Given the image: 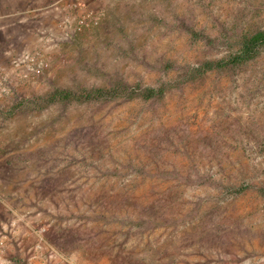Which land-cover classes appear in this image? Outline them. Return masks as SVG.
Segmentation results:
<instances>
[{
	"label": "rangeland",
	"instance_id": "374dc122",
	"mask_svg": "<svg viewBox=\"0 0 264 264\" xmlns=\"http://www.w3.org/2000/svg\"><path fill=\"white\" fill-rule=\"evenodd\" d=\"M85 1L99 23L63 42L43 75L14 84L0 110L9 204L45 228L66 264H264V51L181 80L185 64L224 55L228 35L264 28V0ZM118 78L173 87L152 100L15 107ZM35 240L10 246L3 264H64L30 262Z\"/></svg>",
	"mask_w": 264,
	"mask_h": 264
},
{
	"label": "built area",
	"instance_id": "2783aa9c",
	"mask_svg": "<svg viewBox=\"0 0 264 264\" xmlns=\"http://www.w3.org/2000/svg\"><path fill=\"white\" fill-rule=\"evenodd\" d=\"M46 9L48 15L37 19L35 28H29L33 38L13 35L8 39V44L0 46V54L8 57L0 60V110L4 108L8 96L15 92L14 84L43 75L51 68V56L63 42L100 21L97 10L88 8L85 0L74 3L57 0ZM4 10L0 8V32L5 31L2 20L8 15L3 13ZM15 15H19V12ZM1 152L0 146V161ZM3 189L5 187L0 179V213L4 215H0V264L5 262L10 246L17 245L24 249L22 243L28 236L36 237L26 250L30 262L39 259L52 262L58 258L66 264L69 259L46 239L45 228L28 220L18 208L10 205ZM7 214H10L9 217L5 216Z\"/></svg>",
	"mask_w": 264,
	"mask_h": 264
},
{
	"label": "trees",
	"instance_id": "16d2710c",
	"mask_svg": "<svg viewBox=\"0 0 264 264\" xmlns=\"http://www.w3.org/2000/svg\"><path fill=\"white\" fill-rule=\"evenodd\" d=\"M187 34L195 40L207 38L212 39L203 31H198L186 26ZM227 40L223 43L227 47V52L218 58H205L201 62H190L183 66L185 70L182 76V82H188L207 72L218 70H226L237 66H242L255 61L264 51V28L256 26V28H247L235 35H228ZM167 63L165 71L175 67L173 62ZM173 87L172 84H129L123 78L114 80L112 84L107 86L83 87L80 89H59L56 88L48 94L40 97H34L15 105V107L29 106L31 108L44 109L47 105L56 101H82V102H98L110 101L115 99H143L152 100L159 99L166 95L167 91Z\"/></svg>",
	"mask_w": 264,
	"mask_h": 264
},
{
	"label": "crops",
	"instance_id": "0c3cea01",
	"mask_svg": "<svg viewBox=\"0 0 264 264\" xmlns=\"http://www.w3.org/2000/svg\"><path fill=\"white\" fill-rule=\"evenodd\" d=\"M1 1L2 3L8 4L3 12L8 15L2 20V23L5 25V31L3 32L10 30V36L6 38L9 39L13 35L24 37L25 34H27V36L28 34L30 35L28 38H33L29 28L25 30L23 26L26 25L28 21L32 22L33 20L46 17L49 13L46 8L57 0H0V2ZM17 11L20 16L15 15Z\"/></svg>",
	"mask_w": 264,
	"mask_h": 264
}]
</instances>
